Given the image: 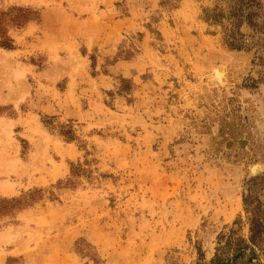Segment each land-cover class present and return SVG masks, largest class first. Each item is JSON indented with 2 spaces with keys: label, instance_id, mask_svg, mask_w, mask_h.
I'll use <instances>...</instances> for the list:
<instances>
[{
  "label": "rangeland",
  "instance_id": "obj_1",
  "mask_svg": "<svg viewBox=\"0 0 264 264\" xmlns=\"http://www.w3.org/2000/svg\"><path fill=\"white\" fill-rule=\"evenodd\" d=\"M221 9L0 0V264H199L237 219L248 234L264 29L232 48Z\"/></svg>",
  "mask_w": 264,
  "mask_h": 264
},
{
  "label": "trees",
  "instance_id": "obj_2",
  "mask_svg": "<svg viewBox=\"0 0 264 264\" xmlns=\"http://www.w3.org/2000/svg\"><path fill=\"white\" fill-rule=\"evenodd\" d=\"M212 21L221 22L225 28V41L236 49L250 47L246 43L244 34L237 35L240 27L246 23L256 32L264 29V0H228L227 12L215 11L207 13ZM224 20L228 23L225 24ZM0 20V32H3ZM0 44L11 48V39L7 36L0 39ZM261 182L264 189V177L258 181H251L244 197L248 234L242 232L243 221L237 219L229 230L220 233L214 255L209 261L199 264H264V197L252 191L257 183Z\"/></svg>",
  "mask_w": 264,
  "mask_h": 264
}]
</instances>
